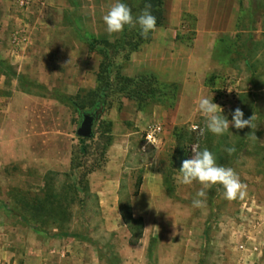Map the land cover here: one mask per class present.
<instances>
[{"label": "rangeland", "instance_id": "1", "mask_svg": "<svg viewBox=\"0 0 264 264\" xmlns=\"http://www.w3.org/2000/svg\"><path fill=\"white\" fill-rule=\"evenodd\" d=\"M153 1L120 0L134 18ZM238 1L241 32L234 41L225 38L223 69L203 75L206 64L201 58L194 60L200 76L193 77L200 78L183 90L178 84H155L123 74V68H135L131 62L141 50L130 53L127 44L146 40L139 26L128 38L124 28L117 40H96L116 48L122 36L126 40L122 49L112 52L108 72L109 61L99 49L90 53L89 62L80 63L82 68H75L72 53L63 47L78 43L74 22L101 37L116 35L102 26L101 13L91 25V10H80L78 21L73 20L77 11H70L62 26H46L49 34H64L66 40L47 42L46 56L31 59L32 67L42 63L43 68H13L19 62L0 55V109L7 105L8 112L7 99L23 92L25 104L17 101L15 106L28 113L25 120L17 115L8 119L14 102L8 116L0 112V223L8 230L0 239V264H14L18 257L16 264H24L25 257L27 264H264V0ZM175 4L165 8V23L167 17L178 22ZM181 19L172 27L193 45L198 19L185 12ZM80 52L83 47L78 52L83 60ZM12 77L18 80L14 83ZM91 80L96 85L90 91L72 87L73 82L82 86ZM201 97L213 99L229 121L237 107L245 119L255 114L256 128L230 125L225 134L214 135L198 109ZM100 102L105 111L96 120L95 136L81 141L77 132L83 114L95 112ZM154 125L162 126V140L147 144ZM230 147L236 149L232 155L225 151ZM204 148L213 152L218 165L235 170L247 186L245 199L228 201L221 195L222 187L215 185L199 197L203 207L192 206L202 185L180 183L179 171L194 149ZM110 177L122 182L114 204L99 196L103 179ZM106 206L115 207L116 215L105 213ZM129 207L135 218L144 220L141 239L138 232L133 237L121 218L120 210L127 213ZM23 241L24 254L18 248Z\"/></svg>", "mask_w": 264, "mask_h": 264}, {"label": "crops", "instance_id": "2", "mask_svg": "<svg viewBox=\"0 0 264 264\" xmlns=\"http://www.w3.org/2000/svg\"><path fill=\"white\" fill-rule=\"evenodd\" d=\"M22 0H0V55L5 57H12L13 60L19 62L13 66V68H43L42 63L39 66L32 67L30 61L33 57L41 58L46 56L47 42L56 40H66V35L52 34L47 32L46 26H62L64 20L68 17L69 12L76 10L77 12L73 16L74 21H78L80 16L79 11H89V16L95 19V22H91V25H95L97 22V13H101L103 17L110 6L113 5L112 0H32L27 6H21ZM164 10L166 7H170V4L175 2L176 8L179 9L180 16L178 22H172L171 18L167 17V23H163L161 26H157L156 30L151 33V41L143 45L139 52L135 54L131 64H134L135 68H123V74L131 79L151 77L164 84H178L181 86V90L186 89L192 80L193 76L198 74L200 68H196L192 62L197 59H203V63L206 64V68H203V75L210 71H217L220 68L221 56L223 51L227 50L226 37H229L231 41L236 39V35L241 32L240 26L242 25V16L240 9L241 3L238 0H164ZM247 9V8H246ZM165 12V11H164ZM189 13L198 19V27L196 30V41L192 45L184 38H179V32L177 27H172L174 24L181 23V16L183 13ZM239 13V14H238ZM101 21V20H100ZM246 21V20H245ZM246 23V22H245ZM77 29L76 39L78 43L72 46L63 45L66 51L72 53V60H74L75 68H82V64L87 60L90 53L94 52L91 41L98 39L110 40L114 37L116 40L121 38V33H115V36H100L95 33H91L89 29H82L79 26V22H74ZM167 24V25H166ZM247 26V23L244 24ZM102 26H106L102 19ZM54 28V27H53ZM75 28V27H74ZM246 28V27H245ZM88 30V31H86ZM245 32V31H242ZM249 31L246 32V34ZM105 34V33H104ZM114 35V34H112ZM80 47H83L84 52H80L82 59H78ZM57 50V47L56 49ZM228 51V50H227ZM58 52V51H56ZM3 53V54H2ZM49 53V51H48ZM54 53H51L52 56ZM94 54V53H93ZM230 54V52H228ZM85 58V60H84ZM26 61L24 64L22 61ZM77 61V62H76ZM81 63V65H80ZM88 66V64L86 63ZM94 64H92V77H94ZM78 66V67H77ZM80 66V67H79ZM233 70V69H231ZM20 71V70H19ZM21 76V72L18 73ZM197 76H200L199 74ZM1 77L9 79L4 73ZM15 77V76H13ZM14 83L18 80L13 79ZM200 78V77H198ZM196 78V79H198ZM92 81V80H91ZM0 82V91L2 89ZM73 89L79 90H91L95 88L96 81L93 80L87 85H82L73 82ZM64 88V87H63ZM182 92V91H181ZM20 96H15L9 100V111L7 112V105L2 109L3 113L10 114L12 102L15 109L13 114H10V118L19 116V119H24L28 115L27 111L23 108L17 109L15 102L27 100L25 94L19 93ZM23 95V96H22ZM182 99V96H179ZM2 97H0V101ZM0 109V112H2ZM16 111H18L16 113ZM16 113V114H15ZM105 187L99 192V196L107 201L119 202V185H121V179L119 178H105L103 179ZM110 185V186H108ZM111 185H114L112 188ZM112 204V203H111ZM0 207V211H1ZM6 211V210H5ZM105 213H115L116 209L113 206H106ZM121 218L124 220L122 210H120ZM106 215V214H105ZM125 222V220H124ZM3 229V230H2ZM7 228L0 223V239L6 236ZM26 241H23L22 248L23 254L26 251ZM2 246H0V249ZM16 250V249H15ZM18 253L19 251H14ZM14 255L12 254L11 257ZM16 256V255H15ZM19 258L14 264L18 263ZM26 257L24 258V264H27ZM2 259L0 257V263ZM21 263V262H20ZM19 263V264H20Z\"/></svg>", "mask_w": 264, "mask_h": 264}, {"label": "clouds", "instance_id": "3", "mask_svg": "<svg viewBox=\"0 0 264 264\" xmlns=\"http://www.w3.org/2000/svg\"><path fill=\"white\" fill-rule=\"evenodd\" d=\"M152 5L145 4L143 10L137 17H133L132 9L120 0L110 6L107 13L103 16L106 24V31L111 35L120 33L125 26L136 28L139 26L140 35L147 39L150 32L156 30L157 19L151 12ZM229 92L232 90L228 89ZM198 109L205 118V126L208 131L214 135L220 136L225 134L230 125H234L236 129H244L246 127L256 128L253 123L256 119L255 114L248 119L244 118V112L237 107L232 113V120L229 121L223 113V108L213 99L201 97L198 103ZM257 138V137H256ZM147 141L153 143L151 135L147 136ZM225 151L232 155L235 153V147L226 148ZM191 159L183 161L180 169L181 177L179 182L184 185H191L194 181L199 182L202 188L197 192L196 199L193 200L192 206L200 208L204 206V200L199 197H205V189L219 185L223 191L221 195L228 201L243 200L247 195V186L240 180L239 175L231 167H225L216 163V157L208 148L197 151L193 150Z\"/></svg>", "mask_w": 264, "mask_h": 264}, {"label": "trees", "instance_id": "4", "mask_svg": "<svg viewBox=\"0 0 264 264\" xmlns=\"http://www.w3.org/2000/svg\"><path fill=\"white\" fill-rule=\"evenodd\" d=\"M152 14L156 17L157 19V26H161L163 23H164V0H154L152 2ZM156 26V27H157ZM133 28H129L128 26H125V34H127V38H128V35H130L129 33L132 31ZM143 39V38H142ZM120 41V40H119ZM151 41V34L149 35V37L141 42L142 44H138V43H135V44H130L128 43L127 46H129L130 48H132L131 52H136L137 50H139L144 44L146 43H149ZM126 40L123 39V36H122V39L121 41L119 42V45L117 46V48L112 44L109 43V41H104L102 44H98L95 41H91V44H92V48L93 50L95 49H99L100 51H103V53H105V58H107V60L109 61V64L107 65V72L111 69V64H112V58H113V51H116V50H120L124 47V45L126 44L125 43ZM140 43V42H139ZM125 78L123 77V80ZM143 79V78H142ZM147 80H150V81H154L155 84H157V81L151 77H147L145 78ZM128 83H136V80H126ZM79 112H81L80 109H78ZM104 111H105V103L104 102H100V104L96 107L95 109V112L92 113V115L95 116L96 120L100 119L102 117V115L104 114ZM81 141H86L88 139H83V138H80ZM123 215H124V219L128 225V227L130 228V232L133 234V237L136 235V233L138 232V235L137 237L139 239H141L144 235V230H145V223H144V220L142 218H135L134 215H133V212H132V209L131 207H129V210L128 212L124 213L123 212ZM135 229V230H134ZM38 232H41V230L38 228L37 229Z\"/></svg>", "mask_w": 264, "mask_h": 264}, {"label": "water", "instance_id": "5", "mask_svg": "<svg viewBox=\"0 0 264 264\" xmlns=\"http://www.w3.org/2000/svg\"><path fill=\"white\" fill-rule=\"evenodd\" d=\"M96 118L92 113L83 114L81 126L77 132L78 136L83 139H93L95 136Z\"/></svg>", "mask_w": 264, "mask_h": 264}, {"label": "built area", "instance_id": "6", "mask_svg": "<svg viewBox=\"0 0 264 264\" xmlns=\"http://www.w3.org/2000/svg\"><path fill=\"white\" fill-rule=\"evenodd\" d=\"M32 0H22L21 1V6L25 7L27 6ZM194 130L197 132H201V129L199 126H195ZM162 133H163V128L161 125H154L152 126V128L148 131L147 135H146V143L147 144H151V145H156L157 143H159L162 140ZM151 135L152 137V141L154 144L149 143L147 141V136Z\"/></svg>", "mask_w": 264, "mask_h": 264}]
</instances>
